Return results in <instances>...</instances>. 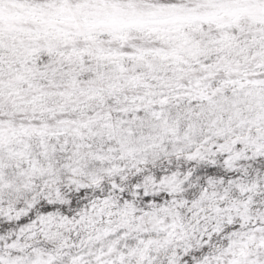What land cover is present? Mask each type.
Wrapping results in <instances>:
<instances>
[{
  "label": "snow or ice",
  "instance_id": "1",
  "mask_svg": "<svg viewBox=\"0 0 264 264\" xmlns=\"http://www.w3.org/2000/svg\"><path fill=\"white\" fill-rule=\"evenodd\" d=\"M0 264H264V0H0Z\"/></svg>",
  "mask_w": 264,
  "mask_h": 264
}]
</instances>
